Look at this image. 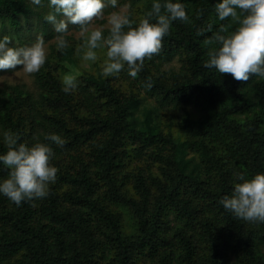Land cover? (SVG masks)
Returning <instances> with one entry per match:
<instances>
[{"label": "trees", "instance_id": "1", "mask_svg": "<svg viewBox=\"0 0 264 264\" xmlns=\"http://www.w3.org/2000/svg\"><path fill=\"white\" fill-rule=\"evenodd\" d=\"M154 2L130 1L134 26ZM171 2L189 19L172 23L135 78L127 65L109 77L95 62L80 66L70 39L63 51L52 45L35 91L0 89V155L12 131L18 143L48 144L58 168L42 200L17 206L0 194V264H264V223L220 203L239 176L264 174V78L238 82L205 67L214 33L238 27L219 20L222 0ZM33 15L43 17L27 0H0L11 29ZM71 69L78 86L65 93ZM9 173L0 162V182Z\"/></svg>", "mask_w": 264, "mask_h": 264}, {"label": "clouds", "instance_id": "2", "mask_svg": "<svg viewBox=\"0 0 264 264\" xmlns=\"http://www.w3.org/2000/svg\"><path fill=\"white\" fill-rule=\"evenodd\" d=\"M41 6L42 0H30ZM118 0H48L50 11L44 17L53 25L56 48L63 51L69 47L66 39L69 26L79 30L83 40L82 60L96 62L98 50H106L102 74L118 76L128 67V74L135 78L143 69L145 60L158 55L163 39L170 33L176 20L187 22L189 17L183 3L171 0H156L152 10L139 20L130 18L125 5L105 16V9L117 8ZM220 21L231 18L238 27L230 31L221 26L209 43L218 44L208 55L205 67L215 68L221 75H231L238 82H248L253 76L264 78V0H222L216 4ZM155 22H152V20ZM96 24L95 21H105ZM12 37L0 38V70L13 71L20 66L25 75L38 73L48 59V47L42 34L37 35L30 45L12 46ZM63 91L73 92L78 82L75 75L63 77ZM63 147L65 140L56 134L45 137ZM20 135L12 131L3 133L7 152L0 155L10 173L0 182V194L17 206L25 201L42 200L50 194V185L57 180L58 168L52 166L53 149L45 143L32 146L18 143ZM230 195L220 200L223 207L238 219L250 223H264V174L251 179L239 176Z\"/></svg>", "mask_w": 264, "mask_h": 264}, {"label": "rangeland", "instance_id": "3", "mask_svg": "<svg viewBox=\"0 0 264 264\" xmlns=\"http://www.w3.org/2000/svg\"><path fill=\"white\" fill-rule=\"evenodd\" d=\"M131 0H118L117 8L113 9L111 7L105 9V16L110 14L112 11H117L120 8H123L125 5L128 6L127 11L130 10V3ZM27 2L38 12H40L43 17L46 16V14L50 11L48 8V1L44 0L42 1L41 6L34 5L30 2V0H27ZM43 17H39L37 15H33L31 18V23L26 24L23 23L21 28L19 30L11 29V27L8 24H4L0 20V38H2L4 35L11 36L12 43L9 44V47L12 46H23V45H30L32 42L35 41L37 35L42 34L45 38L46 46L48 47V54L51 51L52 45H56L55 42V36L57 35L54 32L53 25L47 22V29L46 32L43 31V25H42V19ZM39 18V19H38ZM96 24H105V21H95ZM70 32L67 34L66 39L69 41L70 39L74 41V43L77 45V58L79 61V65L83 67H87L89 69H93L94 62H85L82 60V51H81V45L83 44V40L79 36V30L78 28H75V26L70 25L69 26ZM24 42V44L22 43ZM106 50H98L99 59L95 62V64H98L100 66L103 65L104 59H106ZM178 63L177 61H172L169 66L177 67ZM75 70H77L75 68ZM75 70H69L65 75H76ZM35 75V74H34ZM34 75L28 76L23 73L20 66L17 67V69L13 71H2L0 70V89L2 87H5L6 85L11 84H22L25 87H27L30 90L35 91V84H34ZM142 94V93H141Z\"/></svg>", "mask_w": 264, "mask_h": 264}]
</instances>
